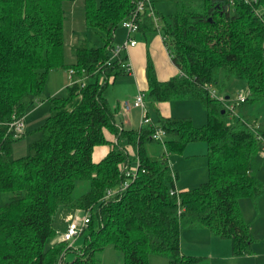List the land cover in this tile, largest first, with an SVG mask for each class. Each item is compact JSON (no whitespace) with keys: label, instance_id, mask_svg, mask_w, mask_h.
<instances>
[{"label":"trees","instance_id":"16d2710c","mask_svg":"<svg viewBox=\"0 0 264 264\" xmlns=\"http://www.w3.org/2000/svg\"><path fill=\"white\" fill-rule=\"evenodd\" d=\"M75 1L0 0V194H13L0 206V264H97L110 246L123 253L124 264H149L150 255L171 264H204L206 257L182 253L187 227L228 239L233 256L252 254L257 239L240 201L264 193L257 174L264 121L244 114L228 122L226 99L212 92L219 95L238 79L247 84L242 104L264 102V0H177L178 11L165 26L170 43L164 42L180 75L160 81L149 71L145 98L194 99L208 119L197 127L191 117L150 119L147 113L150 123L135 130L116 122L118 111L104 94L111 78L128 74L126 57L112 54L116 31L137 0H84L85 26L102 44H75V61L66 63L65 3ZM141 17L139 32L155 28L148 11ZM60 69L74 71L67 95L48 98L49 116L37 129L42 136L30 143L27 156L12 160L21 137L10 124L25 117L33 104L27 97L37 99L49 73ZM156 142L164 149L155 156L148 147ZM196 142L208 146V179L177 192L179 171L170 156ZM99 146L110 151L96 163ZM134 159L137 172L128 176ZM78 182L90 188L75 197ZM76 211L91 214L81 232L84 246L73 250L74 244L59 240L46 248L57 233L58 214Z\"/></svg>","mask_w":264,"mask_h":264},{"label":"rangeland","instance_id":"374dc122","mask_svg":"<svg viewBox=\"0 0 264 264\" xmlns=\"http://www.w3.org/2000/svg\"><path fill=\"white\" fill-rule=\"evenodd\" d=\"M153 6L155 11L161 16V18L157 17L155 22V28L153 30H148L145 32H140L135 36L136 42L139 41L140 37H145L146 34H154L157 35L165 41V38L170 43L169 37L166 34L165 26L168 23H171V18L176 14L179 8V4L177 0H153ZM66 15H65V36H66V44H65V56L66 63H73L75 61V52L73 49V44L81 43L83 41L88 42L90 45H101L102 41L99 36H97L93 31L88 30L85 26V9H84V0H77L75 2L65 3ZM165 17V18H164ZM158 24V25H157ZM126 30L120 25L116 31V47L122 46L126 40ZM166 48L167 54L168 48L165 43H162ZM125 52H122L124 55ZM149 60L146 63L147 76L149 71L154 72L157 80H162V77L158 72H155L156 65L153 57V52L148 55ZM171 60V57L168 56ZM172 62V60H171ZM173 63V62H172ZM149 67V69H148ZM67 72V73H66ZM56 74H69V70L60 69ZM135 82V78L133 74H126L117 77V82L110 81L108 88L105 91L104 96L109 99L111 105L113 107H117V99L122 101L125 96L134 95V86L132 80ZM177 77V76H176ZM70 76L67 78L65 82V91L61 94L60 97L67 95V87L70 84ZM117 84V85H116ZM116 85V86H115ZM134 85V86H133ZM56 85L54 81H50L47 86H45L42 94L36 99L34 96H28L26 100L29 98L32 99L33 104L31 107H37L38 105L44 104L43 108L39 110L37 113H33L29 115L30 110H28L26 117L24 120V134L20 139L16 140L13 145V152L11 155V159H17L20 157H25L29 154V145L30 143L38 140L42 134L37 131L40 126L44 123L50 113V104L48 102V98L51 97L50 91ZM247 92V84L243 80L234 79L230 82L228 87L223 90V92L218 90L219 96L224 97L226 100V105L228 107L234 108L232 114H227L226 119L228 122H233L236 118L243 116L244 114L256 115L260 118V120L264 121V102H258L256 104L250 105L247 103H241L238 101L239 95L246 94ZM135 98L137 96H134ZM227 97L229 98L227 100ZM39 101V102H38ZM146 110L149 112L150 119H156L159 114L167 115V116H178V117H191L193 119L194 125L200 127L207 122L208 115L206 110L203 108L201 103L197 100H170L164 102L157 103H145ZM30 107V109H31ZM131 107L135 108L134 102H131ZM227 109V108H226ZM159 110V113L157 112ZM228 110V109H227ZM133 115L137 119V127L142 123V110L141 109H133ZM125 118V114L120 112L117 117V120ZM27 122L31 123L29 128L27 127ZM194 145L196 149H190L191 145ZM203 144V146H202ZM188 145V147L184 150L183 154H174L170 156V165L175 167L176 170L179 171V179L176 183V187L178 191H183L186 189H191L198 186L200 183L206 181L208 179V146L205 142H196ZM203 147V148H202ZM193 148V147H192ZM163 145L160 143H153L148 147V152L152 155H159L163 152ZM131 157H135L134 151L130 153ZM257 161L259 164V169L257 170L258 178L261 182H264V149H260L257 155ZM138 168V160L134 159L131 163L130 171H136ZM90 188L89 182H78L76 185V189L74 191V196L79 197ZM12 193H2L0 194V206L9 200L12 196ZM240 209L245 221L250 225L252 235L257 239L255 243V248H258V251L263 255L264 259V193L256 200H252L249 198H244L240 201ZM75 215L79 217H84V211H76ZM69 215V214H68ZM68 215L66 218L64 217V213L58 214L55 221V227L57 229V233L54 237L50 238L46 248L51 247L55 242L62 240L61 235L64 233L66 226L68 224ZM192 230V229H189ZM187 231V230H186ZM183 230L182 233H184ZM187 235L183 236L184 239V248L183 254L187 256H196V257H206V261L204 264H211L215 256H207L210 251L207 250V247H191L187 243L188 239L195 240L193 238L194 232L197 230H193V233L190 234L187 231ZM86 234H80L78 238L73 241L74 248L73 250H78L84 246ZM188 248V250L186 249ZM72 250V251H73ZM200 253V254H196ZM206 255V256H205ZM73 254L69 255V258H72ZM211 259V260H210ZM97 264H124V256L123 253L110 246L105 249L104 252L100 253L99 261ZM149 264H171L169 260L165 257L150 255Z\"/></svg>","mask_w":264,"mask_h":264},{"label":"crops","instance_id":"0c3cea01","mask_svg":"<svg viewBox=\"0 0 264 264\" xmlns=\"http://www.w3.org/2000/svg\"><path fill=\"white\" fill-rule=\"evenodd\" d=\"M138 33H140V32H138ZM138 33L132 35L134 40H135V36ZM126 37H127V33H126ZM162 43H165V42L163 41V39L161 40V38L159 36L154 35V34H146L145 37L139 38V41H137L136 46L129 47L125 51V54L123 55V57L127 58L126 61L131 65L132 70H133V72L129 73V74H133V77L135 78V82H134L130 76V79L132 80L133 84L135 83V86L133 85L134 86V88H133V90H134L133 94L134 95L130 94V96L129 95L125 96L124 98H126V99H123L122 101L117 99V101H116L117 107H113L111 105V102L109 101V99L108 98L107 99H108L111 107L114 109H117L118 114L116 116V122L118 124H120L124 129H127V130H133L134 129L135 130V129H139L142 125V123H141L140 126L137 127L138 121L133 115V109H136V108L141 109V108H138V107L132 108L131 102L135 101L134 96H137L141 92L145 93V91L148 89V76H147V72H146L147 70H145V68H146V63L149 60L148 55L151 54V52H153V57H154L155 65H156L155 72H158V74L163 76L161 81H167L171 78H174V77L180 75V72L177 69V67L175 66V64L171 62L172 59L171 60L169 59L168 56H170V55H169V53L167 54L166 48L163 46ZM75 44H77V43H75ZM75 44H73V46ZM57 71L58 70L52 71L49 73L47 84H46V86H47L48 83H50V81H52V82L54 81V83L56 85L50 91L51 97L52 96H61L63 91H65V88H64L65 82H66L67 78L69 77V74H56ZM114 82H117V77L114 80ZM66 87H68V86H66ZM228 99L229 98L227 97V100ZM28 101L33 102L31 98H29ZM146 102L147 101L145 98V103ZM43 105L44 104L38 105L37 107L33 106V107H31V109L29 108V110H30L29 115L39 112V110H41L44 107ZM145 108H146V105H145ZM120 112H123L125 114V118L122 117V119L120 121H118L117 117L120 114ZM157 112L159 113V110H157ZM147 113L149 114L148 111H147ZM159 115L165 116V117H170L167 115H163L161 113ZM176 117H178V116H176ZM30 125H31V123L27 122L28 128ZM106 137L110 141H116L114 135L109 133V132L106 133ZM194 145H196V144H193L191 146L189 145L191 147L190 149H196V148H194L195 147ZM202 146H203V144H202ZM109 151H110L109 146L96 147L94 149V152H93V161L96 163L100 162L109 153ZM162 153L163 152H161L159 155H161ZM191 189H193V188H191ZM186 190H189V189H186ZM186 190H183V191H186ZM64 217L66 218V215H64ZM189 229H192V230H189ZM183 230H185V232L181 233L182 253H183V248L185 245L184 239L182 237L187 235V233H188L187 231H189V233L192 234L193 230H197V232H194V234H193V238H195V240L188 239L186 244H188L189 246L194 247V248H195V246L196 247H207L208 248L207 250L210 251V253L207 256H211V255L215 256L214 259H212L213 261L211 262V264H264V259L262 258L263 255L258 251V248H255V245H254V252L252 254L246 255V256L236 257V256L232 255L231 242L228 239H221L219 237H216L204 228H188L187 227V228H184ZM183 230H182V232H183ZM186 249L188 250L187 247H186ZM196 254H200V253H196Z\"/></svg>","mask_w":264,"mask_h":264},{"label":"built area","instance_id":"2783aa9c","mask_svg":"<svg viewBox=\"0 0 264 264\" xmlns=\"http://www.w3.org/2000/svg\"><path fill=\"white\" fill-rule=\"evenodd\" d=\"M145 11H148L149 15L153 17L154 20H156L157 16L155 14L153 0H137L135 11L121 23V26L127 32V39L122 46H117L114 49L113 54H112L114 59H120L121 57L123 58V55H122L123 51L125 52L129 47L136 46L137 42L136 40L133 39L132 35L139 32L140 21L142 19L141 14L144 13ZM122 67L125 68L128 73L133 72L131 65L127 61H125L122 64ZM73 73H74L73 70L69 71V76H70V81H71L70 84L72 83ZM110 81H113V78H111ZM247 94L248 93L246 92L245 95L244 94L239 95L238 101L241 103L244 102L246 100ZM212 96L217 97L221 100H223L224 98V97L222 98V96L217 95L215 91L212 92ZM134 105L135 107L141 108L142 110V124L150 123V119L146 117L147 111L145 108V93L141 92L137 95L134 101ZM226 108L230 112L234 110V108H231L228 106ZM10 131L13 133L15 138H20L24 134V120L19 119V120H15L14 122H12L10 124ZM156 138L163 142L164 132H161V131L157 132ZM137 169L136 171H130V168H127L126 170L127 175L130 176L131 174H135L137 172ZM127 185L128 184L126 183L125 187H127ZM177 192H178V189H177ZM172 193L174 192L172 191ZM110 194L111 193H109V195ZM67 220H68V224H67L66 230L62 234V240L67 241L70 243V245H72L73 241L76 238H78L81 232L90 223L91 214L89 211H86L84 217H79L78 215H75L73 212H70Z\"/></svg>","mask_w":264,"mask_h":264},{"label":"water","instance_id":"95a60500","mask_svg":"<svg viewBox=\"0 0 264 264\" xmlns=\"http://www.w3.org/2000/svg\"><path fill=\"white\" fill-rule=\"evenodd\" d=\"M225 111L222 112V114H224Z\"/></svg>","mask_w":264,"mask_h":264}]
</instances>
